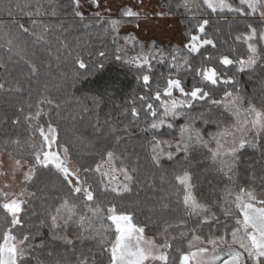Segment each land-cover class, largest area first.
Instances as JSON below:
<instances>
[{"label":"trees","instance_id":"trees-1","mask_svg":"<svg viewBox=\"0 0 264 264\" xmlns=\"http://www.w3.org/2000/svg\"><path fill=\"white\" fill-rule=\"evenodd\" d=\"M162 1L167 16L179 24L183 42L146 40L133 29L126 31V27L136 28L144 21L140 16H123L127 7L114 17H97L91 13L81 19L74 15L78 11L74 0H41L44 14L38 17L34 14L35 0H0V83L5 85L0 89V148L36 167L27 186L29 196L21 213L22 225L13 229L14 235L29 236L25 245L30 246L19 264H82V261L99 264L100 259L106 260L118 235L108 219L107 209L112 204L131 215L132 224L142 227L144 234L157 244L167 237L173 245L170 258H175L177 248L187 250L189 241L196 242V237L209 248L208 241L221 236L230 243L236 219H241L242 214L234 210L228 215L225 209L232 206L242 189L254 191L256 206H261L264 137L256 138L255 148L246 146L240 151L232 180L228 179L231 173L226 175L213 163L210 149L216 150L212 136L224 129L241 135L235 127L238 121L227 105H214L212 100H224L225 92H230L233 98H240L243 108L264 111V51L251 68L240 71L236 62L248 58L243 39L248 35V26L264 30V20L251 14L213 13L206 10L201 0H191L195 7H184L183 0ZM228 2L233 7L239 6V0ZM203 19L209 24L201 34L197 28ZM33 20L48 26L42 39V28L37 26L33 30ZM113 20L119 21L115 28L111 26ZM17 24L30 28V32H19ZM9 32L16 34L11 51L7 40L12 36L5 35ZM193 34L213 40L216 47L208 45L200 53L190 54L186 45ZM237 36L242 39H236ZM257 47H264V41ZM173 55L175 68L171 66ZM143 56L148 57L150 70L146 65L137 67L141 63L137 58ZM224 56L234 63L222 65ZM185 59L189 60L190 68L184 64ZM80 61L84 62V68H80ZM31 64L37 72L30 71ZM201 67H214L221 73L216 85L196 74L194 69ZM143 75L150 76L147 85ZM169 78L180 79L186 92L202 87L211 91V95L192 99L191 107L178 106L177 111L183 114L175 119L165 116L161 105L166 101L171 103L172 99L180 98L179 104L188 99L176 89L171 98L163 94ZM226 79L231 83L224 84ZM158 89L160 100L155 98ZM148 103L153 104L155 117L147 109ZM38 108L46 111L50 124L57 130V148L68 149V158L81 170V179L86 175L98 194L93 202L72 200L55 167L50 165V171L36 163L34 151H38L43 141L26 117L34 116ZM133 108L139 115H132ZM245 116L242 113L240 129L245 122L247 128L252 119ZM159 120L165 121L164 126L152 129L150 125ZM168 123L173 126L168 128ZM186 127L198 129L208 142L207 147L192 144L187 152H177L175 145L181 142V132ZM245 135L251 139L250 133ZM157 143L164 149L159 165L152 159V149ZM169 144L173 147L169 148ZM108 151L118 157L114 161L117 170L128 168L134 176L129 185L132 191L121 196L104 191L99 173H83V169H95L98 163H103ZM168 152L173 153L171 160ZM220 158H224L223 154ZM185 172L192 177L193 195L210 209L206 222L203 216L190 215L183 204L186 190L177 184L174 176ZM226 189L231 195L226 194ZM64 200L77 205L75 214L67 224L60 220L59 227L54 228L51 217ZM98 209L101 211L94 214ZM7 215L0 208V233L5 230Z\"/></svg>","mask_w":264,"mask_h":264},{"label":"snow or ice","instance_id":"snow-or-ice-1","mask_svg":"<svg viewBox=\"0 0 264 264\" xmlns=\"http://www.w3.org/2000/svg\"><path fill=\"white\" fill-rule=\"evenodd\" d=\"M76 6H79V0H74ZM184 7H195L196 5L191 3V0H183ZM201 4L206 6V10L211 12L225 11L238 14H251L258 16L264 20V0H239V6L233 7L228 0H201ZM35 15L41 16L44 14V6L41 0H35ZM97 6L98 0H97ZM19 8L20 5L18 4ZM32 14V13H30ZM55 15V12H53ZM75 16L84 19L82 12H74ZM139 13L133 11L131 8H126L123 11L125 17H138ZM99 13H97V17ZM119 21H111V26L115 28ZM209 24L207 19H203L198 23L197 31L201 34L205 33L206 26ZM33 30L35 27L40 26L42 28L41 39L43 38V30L48 26L41 25L39 21H32ZM248 35L243 37L247 43L248 58L247 60L239 59L236 61L239 65L240 71H243L245 67L251 68L257 62V56L261 51H264V47L258 48L257 45L264 41V30L258 31L256 27L252 25L248 26ZM17 30L22 33H29L30 28L24 27L23 24H17ZM34 34V32H33ZM6 36H12V39L7 40L9 51L12 50L13 40L16 39L15 33H6ZM134 39V38H129ZM236 39H242L237 36ZM211 45L213 48L216 44L213 40L204 38L200 35H191L188 45H186L188 52L200 53L201 49L205 46ZM119 59V57H117ZM154 58V57H153ZM141 63L137 64L138 68H142L145 65L148 69H151V63L147 56L138 57ZM211 58H209V61ZM172 67L175 68L176 56H172ZM136 63V61H132ZM222 65H231L234 63L228 56H224L220 61ZM184 64L189 68L191 67L188 59L184 60ZM80 68H84L83 61L79 62ZM30 71L35 73L38 71L34 64L30 65ZM196 74L203 78V80L210 82L212 85H216L220 80L221 73L217 72L214 67H201L194 69ZM144 83L147 85L150 82L149 75H143ZM224 84L231 83L230 80H224ZM5 85L0 83V89H3ZM179 90L188 99L178 102L175 99L171 100V103L167 101L161 106L164 108V115H171L174 119L183 113L177 111V107H191L192 99H205L211 95V91H205L202 87H193L190 92L185 91V87L182 85L180 79L169 78L166 81V85L163 89V94L171 98L173 96V90ZM155 98L160 100L161 91L158 89L155 93ZM141 97V100H144ZM44 101H41L43 103ZM51 103V101H47ZM212 104H226L228 109L236 117L238 123L235 125L238 131H241V135L236 136L231 129H224L212 136L215 140L216 150L212 152L211 158L213 163L220 166V170L224 171L228 175V179L232 180L236 174L237 163L239 161V153L246 146L255 148L256 138L264 137V111L257 110L255 107H242V101L239 97L233 98L232 93L225 92V99L221 101L212 100ZM147 109L151 112L153 117L156 116V110L153 108V104L148 103ZM242 113H245V119L247 116H251L252 119L248 121V127L240 129L239 124L243 123L241 120ZM41 114L38 108L34 116L26 117L29 121H34ZM132 115H139L135 108L132 109ZM19 123V121H15ZM165 121L159 120L153 122L150 127L152 129H159L164 126ZM173 125L167 124L168 128ZM36 130L39 131L42 138V144L39 145L38 151H34V158L37 164L44 168H49L50 165L54 166L57 173L62 177L63 183L68 188V192L72 200H82L87 204L97 199L98 194L94 192L92 184L89 183L87 176L81 179V170L77 168H70L67 163L68 149H63V157L59 149H53V144L56 142V130L49 123L47 129L42 126H36ZM245 133L251 134V139L248 138ZM18 143V141H15ZM202 144L207 147L208 142L203 139L202 133L198 129L184 128L181 132V142L175 145L177 152H187L190 145ZM169 148L173 145L169 144ZM164 154V149L160 148L159 143L152 149V159L156 165L160 164V157ZM223 154L224 158H220ZM167 157L169 160L173 158V153L168 152ZM118 157L112 152H107V159L103 163H98L95 169L85 168L83 173L87 174L89 171L100 174V185L103 186L104 191H111L117 196H121L123 193L132 191L129 186L133 181L134 176L130 174L128 168L119 169L120 176L123 177V181H120L117 169L114 167V161ZM17 167L21 166V161L18 159L15 161ZM51 171V169L49 168ZM135 172V169L131 170ZM33 177V171L30 168L29 172L25 174V180H30ZM107 177V180L104 178ZM174 180L179 186L186 190L183 204L186 211L190 215L203 216L205 222L210 214V209L206 205H202L198 202L196 197L192 193L193 183L192 177L188 173L177 174L174 176ZM226 194L231 195L226 189ZM25 192L22 190L19 193L12 191H4L0 189V208L4 210L6 227L5 230L0 233V264H18L21 261L27 251L25 245L26 241H29V236H17L13 234V229L22 225L21 213L24 212L25 201L22 197ZM257 195L254 191L248 189H242L236 194L232 206L225 209L226 214L231 215L234 210H238V215L242 214L241 219H236L235 230L231 233V242L221 236L218 239H211L208 243L211 248L205 246L204 241L199 237L195 238L196 242L189 241L187 250L176 249L175 258H170V250L173 245L169 243L167 237L162 244H157L154 240H146L143 237L144 229L142 227H136L132 224V216L126 212L120 211L116 204H112L107 209L109 213L108 219L115 225L116 235L115 242L110 248L109 264H264V198L259 200L260 207L256 206ZM77 205L70 200H64L60 208L56 209V214L52 215V226L59 227L58 221L63 220L65 224L72 220L75 214ZM90 211L92 209H89ZM101 210H96L97 214ZM10 216V219L8 218ZM213 218H215L213 216ZM83 217L81 220L83 221ZM10 225L11 227H8ZM83 227V224H81ZM95 238V237H93ZM103 240V238H101ZM72 243V241H67ZM24 245V246H22ZM238 246V247H237ZM195 249V250H193ZM82 264H87L86 261H82Z\"/></svg>","mask_w":264,"mask_h":264},{"label":"rangeland","instance_id":"rangeland-1","mask_svg":"<svg viewBox=\"0 0 264 264\" xmlns=\"http://www.w3.org/2000/svg\"><path fill=\"white\" fill-rule=\"evenodd\" d=\"M98 5L99 6H97V0H79L78 12H82L83 16L91 13H99V15L102 17H114L121 8H131L133 11H137L139 13L138 16L142 17L144 21H141L139 26L136 28L126 27V31L133 29L146 40L158 38L164 43L184 41V38L181 35L179 24L177 21H175V19L169 18L167 16L162 0H98ZM179 99L180 98H176V101L178 102ZM30 123L34 133L39 134V131L36 130V126H42L47 129V126L50 122L48 120L46 111L42 109L40 116L34 121H30ZM51 126L55 128L53 125ZM53 149H57L56 142L53 144ZM59 151L63 157V150ZM16 160L18 159L11 155L10 152L0 148V189L17 193L23 190L25 195L22 197V199L25 201L29 196L27 186L31 179L25 180L24 177L25 174L29 172L30 168L32 169L34 176L36 167L29 166L28 163H26V161L23 159H19L21 161V166L17 167L15 165ZM67 163L70 168H77V166L69 160L68 155ZM116 174L120 176L119 170H117ZM120 181H123L122 176H120ZM143 237L146 240H153L144 233ZM109 256L107 255L106 260L100 259L101 261L99 260V264H109Z\"/></svg>","mask_w":264,"mask_h":264},{"label":"water","instance_id":"water-1","mask_svg":"<svg viewBox=\"0 0 264 264\" xmlns=\"http://www.w3.org/2000/svg\"><path fill=\"white\" fill-rule=\"evenodd\" d=\"M246 128V122L244 123V126H243V129H245ZM18 264H19V262H18Z\"/></svg>","mask_w":264,"mask_h":264}]
</instances>
